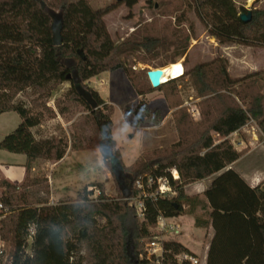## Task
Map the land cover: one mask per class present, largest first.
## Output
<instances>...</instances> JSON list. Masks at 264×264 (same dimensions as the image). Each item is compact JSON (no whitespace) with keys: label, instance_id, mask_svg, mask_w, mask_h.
<instances>
[{"label":"trees","instance_id":"trees-1","mask_svg":"<svg viewBox=\"0 0 264 264\" xmlns=\"http://www.w3.org/2000/svg\"><path fill=\"white\" fill-rule=\"evenodd\" d=\"M138 2L122 1L127 7ZM57 3L58 11L46 0H0V114L12 111L20 118L16 128L1 138L0 150L26 157L21 184L0 180V203L11 207L2 221L12 246L8 264H149L144 245L152 239L157 217L194 214L197 209L201 214L195 215L194 225L211 226L213 230L205 264H264V187L249 186L238 172L228 168L246 149L236 150L228 138L215 143L211 134L220 132L227 137L253 120L264 135V69L235 77L221 57L185 71L183 68L182 76L190 78L200 98L196 104L200 120L194 121L181 106L176 78L167 80L156 89L162 91L169 109L181 106L188 130L171 145L145 151L127 166L111 134L110 106L86 82L102 72L122 69L138 96L149 94L156 89L145 84L142 73L128 67L121 57L139 49L153 52L165 47L167 41L164 37L131 36L115 43L103 19L113 5L93 9L89 0ZM181 3L192 7L208 34L219 43L264 47V8L248 10L242 5L237 7L234 0ZM248 11L250 20L242 22L239 14ZM53 14L62 18L59 46H54L51 38ZM190 39L184 37L173 43L177 56H185ZM158 67L163 65L154 66ZM64 82L70 86L63 99L79 103L87 112L83 122L92 126L94 147L99 149L116 184L115 197L104 194L102 183H93L98 191L93 199L88 196L94 191L84 187L75 199L50 204L47 177L41 173L30 175L37 160L57 162L68 146L75 150L93 148L91 138L82 134L75 123L71 125L70 145L64 137L36 139L31 131L42 120L35 111L44 108L45 100ZM78 88L91 94L96 109L80 97ZM26 89L36 95L29 108L15 102ZM55 107L60 114L69 110L68 105L60 107L57 100ZM125 111L133 116L134 130L161 120L160 112L150 110L144 102L126 106ZM172 170L177 172V179H173ZM213 175L203 198L185 194V186ZM148 176L166 181L174 195L144 198L143 217L139 218L128 200L141 191L135 181H145ZM156 187L154 183L148 191ZM2 237L6 238L4 233ZM163 247L164 264H187L177 262L175 257L181 253L194 255L175 239L164 241Z\"/></svg>","mask_w":264,"mask_h":264},{"label":"rangeland","instance_id":"rangeland-1","mask_svg":"<svg viewBox=\"0 0 264 264\" xmlns=\"http://www.w3.org/2000/svg\"><path fill=\"white\" fill-rule=\"evenodd\" d=\"M46 1L58 11L56 5L59 0ZM149 1L139 0L133 7H127L124 3L116 2L115 0H89L93 9L113 5V9L107 13L103 19L107 31L115 43H119L131 36H136L138 38L154 36L164 37L166 39L167 43L163 48H157L153 52H146L144 49H139L122 55L121 57L122 61L128 67H131L136 72L142 73L145 84L148 85L149 83L146 72L150 69H156L154 66L158 64H162L163 67L158 68L163 69L171 64V62L180 61L185 71L197 63L208 62L213 58L221 57L227 61L228 68H230L232 72H235L233 69H239L240 66L249 69L251 67H256V64L264 65V47L247 46L237 42L219 43L208 34L206 27L192 7H188L185 3L182 5L181 1L183 0ZM234 1L237 7L242 5L248 10L253 7L264 8V0H252V2L251 0ZM152 3H155V7H151ZM158 3L161 4V8L159 9L156 8ZM166 3H169V5H163ZM184 37H191L186 47L185 56H177V51L173 43ZM241 74L243 75L245 73ZM100 81L102 82L101 93L107 98V105L110 106L111 113L109 117L111 119V134L119 149L124 165L128 166L133 164L144 151L168 146L176 140L177 134L167 130L151 128L153 124H144L143 129L134 130L133 116L128 114L125 108L126 106L133 107L137 104V94L122 69L105 72L102 77L97 78L94 76L91 79V82L95 86H97ZM175 81L182 101L181 106L189 113V109L194 107L195 103H193V101L197 97L191 80L188 76L181 75L176 78ZM86 84L89 86L88 82H86ZM69 86L68 82L62 83L52 93L51 97L45 100L44 108L37 109L35 113L41 114L43 121H48L50 125L49 130L56 131L57 134L53 137H64L68 140L70 145L69 136L73 131L71 125L75 123L82 134L91 138V145L94 147L96 138L92 126L90 124L86 125L83 122L82 116L87 113L84 107L77 102H69L63 99V94ZM261 91L264 92V82L261 83ZM149 94H151L149 96L152 97L154 103L151 102L152 104H150L149 101H147V107L149 108L150 105V110L158 108L161 115L166 114L168 106L164 98H153V96L163 94L162 91L156 89ZM35 96L36 95H34L30 89H26L16 96L15 102L29 108V104ZM56 100L60 104V107L68 105L69 110L60 114L55 107ZM180 107L177 110V117L169 120L166 125L170 128L172 127L174 129V127H176L178 129L179 125L183 124V129L188 130V119L186 120L183 118L181 114L183 110H180ZM48 111H52L53 114H49ZM11 115L17 117L15 112ZM68 122H70V124L66 126L65 130L62 125ZM14 128L16 127H12L10 130L12 131ZM68 148L71 147L68 146ZM97 150L99 158L95 159L93 157L94 154L91 156L93 165L91 172L92 177L95 175V178H97V182L95 183H102L106 196L115 197L117 194L116 184L106 168L105 162L101 160L98 148ZM47 162L49 161H41L42 164H46ZM249 164L250 160H246L245 162H241L238 167H245L248 169ZM48 170L49 166L42 168L38 164L37 168L30 172V175L38 173L45 175L48 173ZM2 179L6 180L5 178H0V180ZM2 192L3 189L0 188V196ZM78 194H81V191ZM97 194L98 192H95V194L89 195L88 198L93 199ZM0 204L3 207L0 209V264H8L12 246L8 239L7 227H5L2 221L10 213L11 207L2 203ZM101 222L103 223V221ZM190 224L191 217H188L187 224L184 226L181 225L180 239L193 250H198L203 239V231ZM3 233L6 236L5 239L2 237ZM26 252L29 253V247H27ZM130 254L133 255L132 249L130 250ZM197 257L201 263L204 262L202 254H199Z\"/></svg>","mask_w":264,"mask_h":264},{"label":"crops","instance_id":"crops-1","mask_svg":"<svg viewBox=\"0 0 264 264\" xmlns=\"http://www.w3.org/2000/svg\"><path fill=\"white\" fill-rule=\"evenodd\" d=\"M261 69H264V65L256 64V67H251L249 69L240 66L239 69H233L235 72H232L230 68H228V70L235 77H241L248 72L257 71ZM103 73L105 72L98 74L96 77L97 78L102 77ZM241 73H245V74L242 75ZM91 79L92 78H90L87 81L89 86L94 90H96L100 95V97L106 102V104H108L107 98L103 96L101 93L102 82L100 81L98 85L95 86L91 82ZM149 95L151 94H145L142 96L137 95V103L144 102L145 104H147V101H149L150 104L154 103L152 97ZM154 97H163V94H160L159 96H153V98ZM199 101L200 98L198 97H196L193 101V103H195L193 108L196 110L197 114L196 115L190 114V115L194 121H199L201 118L198 109L196 107L197 106L196 104ZM150 107L151 106L149 105V108ZM154 109L158 110V108H154ZM177 110L178 108L175 109L167 108L166 114L161 115L160 122L156 125H153V127H151L157 130H167L169 132H174L175 134H177L176 140L174 142L178 140L179 135L181 133H185L187 131L186 129H183L182 126L183 124H180L178 129L176 127H174L173 129L172 127L170 128L166 125L169 120L173 119L174 117H177ZM12 113L13 112L10 111L0 114V140L4 135L11 132L10 129H12V127H16L20 123L19 116L16 114L17 117H14V115H11ZM70 122L64 123L62 127L65 129L66 126L70 124ZM208 125L209 126L214 125L215 128H218L217 124L209 123ZM49 126L50 125L48 121L41 120L37 126L31 128V131L36 139L53 137L57 133L56 131L49 130L50 129ZM143 126L139 129H143L144 128ZM211 134L215 143H218L224 138H228L236 150L240 151L246 149L245 153L238 160H236L231 165H229L228 168H232L236 172H238V174L245 180V182L249 186L255 187L257 185H260L261 187H264V135H262L256 123L253 120H249L240 129H238L236 132H233L227 137L221 134L220 132L218 133L212 131ZM158 148H162V147H158ZM92 154H94L93 157L95 159L99 158L98 150L97 148L94 147L80 149V150L68 148L66 150L64 157L57 162L54 163L47 162L46 164H42L41 163L42 160H37L33 164V168H32L33 171L37 168L38 164L42 168H44L45 166L46 167L49 166L48 173L45 174V176L48 179V183L50 187V199H49L50 204L57 203L58 201L61 200H73L77 197L78 193L84 187H86L88 190L93 187L92 184L97 182V178H95V175H93L92 177L91 174L92 166H93L91 161ZM246 160H250L249 168L248 169L245 167L239 168L238 167L239 164L241 162H245ZM25 161H26V157L23 154H15L0 150V178H5L6 180L10 181L13 184H21L26 174V169L24 167ZM214 176L215 175L188 184L184 188L185 194L188 196L198 195L199 197L203 198V192L207 188V186L209 185L210 181ZM95 192L93 193L95 194ZM199 214H201V211L197 209L194 214L185 213L177 216L176 220H178L181 223V225L184 226L185 224H187L188 217H191L190 225L195 226L194 225L195 215H199ZM196 228L202 229L203 231V239L201 241V245L199 246L198 250H193L191 247L184 244L181 241L180 236L177 238V240L180 243H182L185 247H187L194 255L198 256L199 254H202L203 259L205 260L208 243L212 237L213 230L211 226L204 228L202 227H196ZM203 263L205 264V262Z\"/></svg>","mask_w":264,"mask_h":264},{"label":"built area","instance_id":"built-area-1","mask_svg":"<svg viewBox=\"0 0 264 264\" xmlns=\"http://www.w3.org/2000/svg\"><path fill=\"white\" fill-rule=\"evenodd\" d=\"M189 113L192 115H196V110L192 107L189 109ZM173 179L178 178V174L175 170L171 171ZM156 183L157 187L152 190L153 184ZM135 186L140 189V193L137 197H134L130 200V204H132L136 211L137 216L142 218L143 213V199L156 196H166V195H174V192L170 187H168L166 181L162 179L154 180L152 177H146V180L138 179L135 181ZM89 190H93L94 192H98L94 187ZM3 208L0 204V209ZM32 233V229H30ZM152 239L145 244L144 248V257L149 261V264H164V247L163 242L170 239H175L181 235V223L176 220V217H165L163 215H159L156 219L155 226L152 228ZM176 261L179 263L186 262L187 264H204L201 263L199 258L196 255L181 253L175 257Z\"/></svg>","mask_w":264,"mask_h":264},{"label":"water","instance_id":"water-1","mask_svg":"<svg viewBox=\"0 0 264 264\" xmlns=\"http://www.w3.org/2000/svg\"><path fill=\"white\" fill-rule=\"evenodd\" d=\"M116 2H122L124 0H115ZM239 19L242 22H248L250 20V12L240 13ZM51 32H52V43L54 46H59L62 44V18L59 15L53 14L51 20ZM164 70L162 68L150 69L146 72V77L150 86L154 89L158 88L164 82H162V77ZM78 94L80 97L92 108L96 109L97 105L95 100L92 98L91 94L85 89L78 88Z\"/></svg>","mask_w":264,"mask_h":264},{"label":"bare ground","instance_id":"bare-ground-1","mask_svg":"<svg viewBox=\"0 0 264 264\" xmlns=\"http://www.w3.org/2000/svg\"><path fill=\"white\" fill-rule=\"evenodd\" d=\"M163 70H164V74L161 81L166 82L169 79H175L181 76L183 73V66L180 61H177L175 63L169 64L168 66L164 67Z\"/></svg>","mask_w":264,"mask_h":264}]
</instances>
